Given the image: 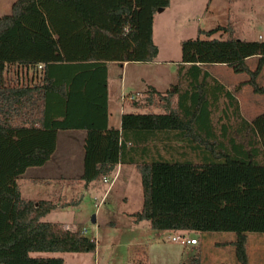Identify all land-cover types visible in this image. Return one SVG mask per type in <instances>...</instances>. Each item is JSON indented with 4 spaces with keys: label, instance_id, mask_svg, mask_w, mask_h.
Instances as JSON below:
<instances>
[{
    "label": "trees",
    "instance_id": "trees-1",
    "mask_svg": "<svg viewBox=\"0 0 264 264\" xmlns=\"http://www.w3.org/2000/svg\"><path fill=\"white\" fill-rule=\"evenodd\" d=\"M168 5L15 0L0 16V264H64L31 253L95 252L94 238L41 220L52 201L20 196L21 175L45 164L56 133L66 130L85 133V187L132 164L143 198L134 222L174 233L232 232L236 264H248L247 233H264V112L247 121L207 68L245 74L251 91L264 96V41L238 39L232 26L204 32H226L222 39L183 40L179 83L142 95L163 112L125 113L120 129L108 123L107 63L154 61L153 18ZM185 264H202L200 255Z\"/></svg>",
    "mask_w": 264,
    "mask_h": 264
},
{
    "label": "rangeland",
    "instance_id": "rangeland-1",
    "mask_svg": "<svg viewBox=\"0 0 264 264\" xmlns=\"http://www.w3.org/2000/svg\"><path fill=\"white\" fill-rule=\"evenodd\" d=\"M262 18L264 0H169V5L161 11L157 10L153 18L152 40L158 47L155 60L148 64L131 63L123 72L120 64L108 66L112 112L120 107L115 101L118 97L120 99V74L127 84L126 91H131L133 95L137 91L143 94L144 89L150 86L165 92L179 83L183 40L222 39L226 37V32L219 31L210 37L204 32L229 26L233 27L238 39L252 37V32L253 37H257L264 32ZM207 71L230 86L239 111L247 121L264 112V96L251 94L250 87H241L239 81L242 74H235L222 65L208 67ZM142 94L136 97V102L141 105L136 108L137 113L148 111ZM218 103L221 106L223 99H219ZM128 109L132 108L129 106ZM153 111L156 113L158 110ZM66 134L59 131L55 159L41 168L30 167L21 175L18 180L20 196L35 202L52 201L55 206L41 220L68 225V229L81 233L86 230L83 235L96 241L95 252H32V257H58L63 259L64 264H185L199 254L202 264H236L232 245L235 236L232 232H209L204 235L180 232L199 240L198 246L185 249L180 242L167 240L168 236L180 233L153 230L147 221L134 222L129 213L140 209L142 191L140 176L136 171H130L132 166L123 168L124 176L106 193L108 184L102 180L85 187L76 174L77 168L82 172L81 162L76 159L77 153L71 160L67 158L69 152L77 151V140L69 139ZM57 175L67 177L59 178ZM92 216L94 223L91 222ZM246 250L248 264H264V233H247Z\"/></svg>",
    "mask_w": 264,
    "mask_h": 264
},
{
    "label": "crops",
    "instance_id": "crops-1",
    "mask_svg": "<svg viewBox=\"0 0 264 264\" xmlns=\"http://www.w3.org/2000/svg\"><path fill=\"white\" fill-rule=\"evenodd\" d=\"M15 0H0V16L2 15V14H8L9 13V11H10V7H11V4L14 2ZM261 22L262 23H264V18H262L261 19ZM262 25H264V24H262ZM234 30V29H233ZM262 30H264V29H262ZM252 32V31H251ZM247 34H250V32L249 31H247ZM233 35L234 36H236L235 35V30H234V33H233ZM252 37H248L247 39H244V40H259V41H264V32H261V33H259V35H257V37H253L254 35H253V32H252V35H251ZM237 37V36H236ZM223 38V37H222ZM225 38V37H224ZM241 39V38H240ZM247 62H248V64H249V66L251 67V68H253V66H254V63H255V58H250V59H247ZM111 64H117V63H114V62H108L107 63V75H108V66L109 65H111ZM129 64H131V63H126V62H124L122 65H120V67H121V70H122V72L124 71V68H125V70L127 69V67H128V65ZM137 64H145V63H137ZM148 64V63H147ZM211 67V66H210ZM223 67H226V66H223ZM226 68H228V67H226ZM219 80V79H218ZM246 80H247V76L245 75V74H242L241 76H240V81H239V83H240V85H241V87H244V88H247V87H250L249 85H246L245 84V82H246ZM219 81H221V80H219ZM260 82H264V78H261V80H259ZM222 82V81H221ZM224 84V83H223ZM224 86H225V88L226 89H228L229 91H230V86L229 85H227V84H224ZM151 87V86H150ZM240 87V88H241ZM126 88H127V84H126V82H125V79L122 77V75L120 74V81H119V96H121L122 94L123 95H133V93L131 92V91H126ZM148 88V87H147ZM147 88L146 89H144V91H143V94L146 92V90H147ZM157 87H155L154 89L155 90H157V91H159V92H162V90H158V89H156ZM107 89H108V100H107V109H108V123H109V126H111V127H113V128H117V129H120V125H121V116L123 115V114H125V113H133V112H136V107L131 103V101H128V100H120L119 99V97L118 98H116L115 99V101H117V102H119V104H120V107H118V110L117 111H114V113L112 112V109H111V102H112V100H111V98H110V96H109V83H108V78H107ZM251 89V88H250ZM166 91V90H165ZM250 91V93L251 94H255V93H253L251 90H249ZM139 94V96H141V94L142 93H139L138 91L137 92H135L134 94ZM142 94V95H143ZM119 100V101H118ZM129 104V105H128ZM131 107L132 109L130 110V109H128V107ZM142 109H144V107H142ZM154 109H156V110H158L156 113H162L163 111L161 110V109H158V108H156L155 106H151V107H148V111H152V112H154L153 110ZM145 110V109H144ZM65 133H67L66 135H67V137H69V139H71V140H73V139H75L76 138V140H77V143H78V147H77V151H72V152H69V155L67 156V158L69 159V157H70V160L72 159V157H73V155L75 154V153H77V157H76V159H78L81 163H80V166H81V170H82V153H83V146H84V137H85V133H84V131H81V130H66V131H64ZM58 136H59V131L56 133V138H55V149H54V151H53V153H52V155H51V157H50V159L45 163V164H43L42 166H37V167H39V168H41V167H43L44 165H46L47 163H49L52 159H55V158H53L54 157V155H55V152H56V141H57V138H58ZM161 144V143H160ZM162 145V144H161ZM160 150H162V146H160ZM161 153H163V155H165V156H167V154H165V152H161ZM75 161V160H74ZM71 163H73V161L71 162ZM79 165H77V167H78ZM125 166H132L133 167V169L132 170H130V171H132V173H134L135 171L137 172V170H136V168H135V166L134 165H126V164H118L117 166H116V168H115V170H114V173L113 174H111L108 178L109 179H112L114 176H115V180H114V182H113V184H112V186H114V184H116V182L118 181V179H120V178H122L123 176H124V174H123V168L125 167ZM72 168H73V166H72V164H71V169L70 170H72ZM79 171V169L77 168L76 169V174L78 175V176H80V174L82 173V172H80ZM71 173V172H70ZM138 173V172H137ZM139 174V173H138ZM23 175V174H22ZM132 175V174H131ZM57 176H60L59 178H65V177H67V176H61V175H57ZM140 176V175H139ZM132 177L134 178V179H136V176H134V174L132 175ZM95 182V181H94ZM92 183V182H91ZM140 183H141V179H140ZM90 183H88V185H89ZM88 185H87V187H88ZM111 186V187H112ZM110 187V188H111ZM110 188H108V186H107V188L105 189V193L108 191V190H110ZM20 190V189H19ZM141 191H142V188H141ZM105 193H104V195H105ZM103 195V196H104ZM143 199V198H142ZM142 205V204H141ZM141 208V207H140ZM132 213H134V212H132ZM132 213H129V216L132 214ZM131 217V216H130ZM66 226V225H65ZM68 226V225H67ZM64 227V226H63ZM84 230V229H83ZM82 230V231H83ZM183 235H185V236H187L188 237V235H186V234H183ZM203 237H205V236H203ZM188 238H193V237H188ZM199 245V240H198V243L197 244H195V245H183V248H189V247H193V246H198Z\"/></svg>",
    "mask_w": 264,
    "mask_h": 264
},
{
    "label": "built area",
    "instance_id": "built-area-1",
    "mask_svg": "<svg viewBox=\"0 0 264 264\" xmlns=\"http://www.w3.org/2000/svg\"><path fill=\"white\" fill-rule=\"evenodd\" d=\"M139 94H135V95H121L120 96V99L123 101V100H128V101H133L136 99V97L138 96ZM115 180V176L112 178V179H109L108 177H103L102 181L104 183H107L108 184V188H110L113 184ZM99 205V204H98ZM97 205V206H98ZM66 229L67 226H66ZM86 230H83L82 233H85ZM167 240L168 241H172V242H180L182 245H195L198 243V240L197 238L193 237V238H188L187 236L183 235L180 233V235H177V236H168L167 237Z\"/></svg>",
    "mask_w": 264,
    "mask_h": 264
},
{
    "label": "water",
    "instance_id": "water-1",
    "mask_svg": "<svg viewBox=\"0 0 264 264\" xmlns=\"http://www.w3.org/2000/svg\"><path fill=\"white\" fill-rule=\"evenodd\" d=\"M161 10H162L161 8L158 9V11H161ZM91 222H93V223L95 222V218H94V216H92V220H91ZM64 228L66 229V226H64Z\"/></svg>",
    "mask_w": 264,
    "mask_h": 264
}]
</instances>
